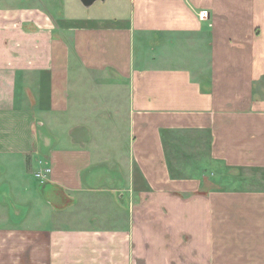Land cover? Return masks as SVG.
Listing matches in <instances>:
<instances>
[{"label": "crops", "instance_id": "0c3cea01", "mask_svg": "<svg viewBox=\"0 0 264 264\" xmlns=\"http://www.w3.org/2000/svg\"><path fill=\"white\" fill-rule=\"evenodd\" d=\"M25 1L0 0V264H264V0Z\"/></svg>", "mask_w": 264, "mask_h": 264}, {"label": "rangeland", "instance_id": "374dc122", "mask_svg": "<svg viewBox=\"0 0 264 264\" xmlns=\"http://www.w3.org/2000/svg\"><path fill=\"white\" fill-rule=\"evenodd\" d=\"M25 1V0H24ZM28 1H33V0H27V1H25L26 3L28 2ZM103 4V2L102 1H97L96 3H94V6L95 7H98V6H100V5H102ZM86 10H88V9H86ZM56 18H58L59 20H62V19H64L65 17H68V16H70V14L69 15H67V14H59V15H54Z\"/></svg>", "mask_w": 264, "mask_h": 264}, {"label": "water", "instance_id": "95a60500", "mask_svg": "<svg viewBox=\"0 0 264 264\" xmlns=\"http://www.w3.org/2000/svg\"><path fill=\"white\" fill-rule=\"evenodd\" d=\"M81 3L85 6V7H90L92 6L94 3H96L97 1H102L104 2L105 0H80Z\"/></svg>", "mask_w": 264, "mask_h": 264}, {"label": "built area", "instance_id": "2783aa9c", "mask_svg": "<svg viewBox=\"0 0 264 264\" xmlns=\"http://www.w3.org/2000/svg\"><path fill=\"white\" fill-rule=\"evenodd\" d=\"M200 18L201 19H207L208 18V11H202L200 13Z\"/></svg>", "mask_w": 264, "mask_h": 264}]
</instances>
